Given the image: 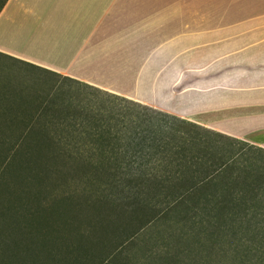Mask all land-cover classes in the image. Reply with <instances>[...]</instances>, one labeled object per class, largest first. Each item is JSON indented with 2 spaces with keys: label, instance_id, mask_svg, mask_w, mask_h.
Masks as SVG:
<instances>
[{
  "label": "rangeland",
  "instance_id": "374dc122",
  "mask_svg": "<svg viewBox=\"0 0 264 264\" xmlns=\"http://www.w3.org/2000/svg\"><path fill=\"white\" fill-rule=\"evenodd\" d=\"M215 10L195 64L243 45L208 43L230 24L264 23V0ZM137 110L0 54V264H264V154L193 147Z\"/></svg>",
  "mask_w": 264,
  "mask_h": 264
},
{
  "label": "crops",
  "instance_id": "0c3cea01",
  "mask_svg": "<svg viewBox=\"0 0 264 264\" xmlns=\"http://www.w3.org/2000/svg\"><path fill=\"white\" fill-rule=\"evenodd\" d=\"M223 4L8 0L0 12V54L122 98L138 108V122L145 111L158 112L222 135L224 154L239 143L264 154V23L239 32L230 24L227 37L208 43L243 45L195 64L204 58L205 34L213 36L214 26L205 25L219 20L215 7Z\"/></svg>",
  "mask_w": 264,
  "mask_h": 264
},
{
  "label": "trees",
  "instance_id": "16d2710c",
  "mask_svg": "<svg viewBox=\"0 0 264 264\" xmlns=\"http://www.w3.org/2000/svg\"><path fill=\"white\" fill-rule=\"evenodd\" d=\"M5 0H1V4L4 2ZM176 120V119H174ZM178 124L184 125L185 126V130H183L182 132L187 134H195L196 137L190 136L188 137L187 141H193L190 143H194L191 144L193 147L194 145L196 146H205L207 147L209 150L211 149L214 154H224L226 153V149L223 148L222 146H220V143L222 142V139L224 138L222 135L215 133L213 131L207 130V129H203L199 126L193 125V124H189V123H182L180 121H178ZM178 132L180 131V129H176ZM197 141V142H195ZM227 145V143H224Z\"/></svg>",
  "mask_w": 264,
  "mask_h": 264
}]
</instances>
